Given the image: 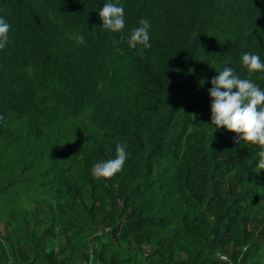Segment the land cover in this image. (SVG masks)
I'll return each instance as SVG.
<instances>
[{"label":"trees","instance_id":"1","mask_svg":"<svg viewBox=\"0 0 264 264\" xmlns=\"http://www.w3.org/2000/svg\"><path fill=\"white\" fill-rule=\"evenodd\" d=\"M0 18V214L24 208L0 264H264V149L212 125L209 94L225 67L264 90L242 64L264 61V0H0ZM119 144L123 171L95 178Z\"/></svg>","mask_w":264,"mask_h":264},{"label":"clouds","instance_id":"2","mask_svg":"<svg viewBox=\"0 0 264 264\" xmlns=\"http://www.w3.org/2000/svg\"><path fill=\"white\" fill-rule=\"evenodd\" d=\"M102 25L113 32L125 28V10L114 3H106L99 11ZM140 27L133 30L130 45L150 47L149 23L141 19ZM11 25L0 18V49L8 41ZM242 64L249 72H264V61L258 54L246 52L242 55ZM209 94L211 103V124L217 129L226 128L237 134L239 141L250 142L264 149V90L249 79L240 78L231 67H225L211 80ZM0 120L3 116L0 115ZM258 168L264 170V150L259 152ZM129 155L125 144L116 147L115 158L96 163L92 175L97 179H111L123 171Z\"/></svg>","mask_w":264,"mask_h":264},{"label":"rangeland","instance_id":"3","mask_svg":"<svg viewBox=\"0 0 264 264\" xmlns=\"http://www.w3.org/2000/svg\"><path fill=\"white\" fill-rule=\"evenodd\" d=\"M257 175H263L264 170L257 169L255 172ZM35 198H50V194L48 190H42L38 193L36 196H26L20 203L29 201L30 199ZM24 211V208H22L20 205L15 206V208L10 209H4L3 212H1L0 216V244L5 247L6 250V256L7 260L12 261L13 259V251L11 250V243L13 239L9 238V232H10V225L14 220H17L19 217V213ZM261 211L264 213V199L261 202ZM56 244V242L54 243ZM11 262H9L10 264Z\"/></svg>","mask_w":264,"mask_h":264},{"label":"built area","instance_id":"4","mask_svg":"<svg viewBox=\"0 0 264 264\" xmlns=\"http://www.w3.org/2000/svg\"><path fill=\"white\" fill-rule=\"evenodd\" d=\"M222 259H224V260H227V258H226V257H222Z\"/></svg>","mask_w":264,"mask_h":264}]
</instances>
